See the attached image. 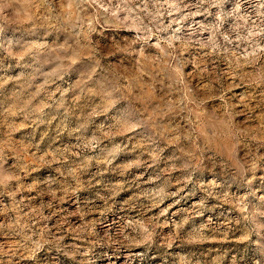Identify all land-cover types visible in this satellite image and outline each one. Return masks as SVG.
<instances>
[{
	"label": "rangeland",
	"instance_id": "1",
	"mask_svg": "<svg viewBox=\"0 0 264 264\" xmlns=\"http://www.w3.org/2000/svg\"><path fill=\"white\" fill-rule=\"evenodd\" d=\"M0 264H264V0H0Z\"/></svg>",
	"mask_w": 264,
	"mask_h": 264
}]
</instances>
